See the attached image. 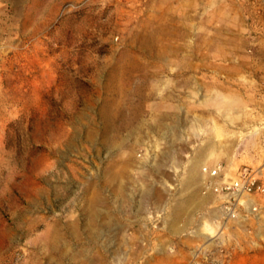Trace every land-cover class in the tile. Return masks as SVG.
<instances>
[{
    "label": "rangeland",
    "instance_id": "374dc122",
    "mask_svg": "<svg viewBox=\"0 0 264 264\" xmlns=\"http://www.w3.org/2000/svg\"><path fill=\"white\" fill-rule=\"evenodd\" d=\"M263 79L264 0H0V264H264L202 174Z\"/></svg>",
    "mask_w": 264,
    "mask_h": 264
},
{
    "label": "built area",
    "instance_id": "2783aa9c",
    "mask_svg": "<svg viewBox=\"0 0 264 264\" xmlns=\"http://www.w3.org/2000/svg\"><path fill=\"white\" fill-rule=\"evenodd\" d=\"M222 163L202 166L205 185L220 197L222 209L236 216L238 211H258L257 199H264V175L252 165L238 168L234 176L227 179Z\"/></svg>",
    "mask_w": 264,
    "mask_h": 264
},
{
    "label": "crops",
    "instance_id": "0c3cea01",
    "mask_svg": "<svg viewBox=\"0 0 264 264\" xmlns=\"http://www.w3.org/2000/svg\"><path fill=\"white\" fill-rule=\"evenodd\" d=\"M199 68L200 67H198V71H200ZM190 69L191 68L189 66H186V67L183 66L181 69V72H189ZM212 70L214 72L219 71L216 68L210 69L209 71H212ZM236 100L237 101H233V102H236V103H250L251 102L252 105L257 104V101L261 102L262 107H261L260 114H261L262 123H263L260 129L261 131H254L251 135L252 136L251 139H247L243 142L232 144L230 149L225 150V151L219 148L218 143L214 142L215 153L211 155V157L208 156L204 163H208L209 165L210 164L215 165L217 163H225L227 166L230 165L232 167H236V166L239 167V166H242L243 164L252 165V166H261L263 169L262 172L264 175V79L261 82L260 96L256 98H252V100L250 101L243 102V101H239V99H236ZM216 101H217L216 99L213 102L211 101L202 102L201 101V103L204 104L203 108L201 107V110L205 111L206 105L213 104L214 110L216 111V109H218L217 107H215V105L217 104ZM249 143L253 145L249 147L248 149H244L245 144L250 145ZM212 200L213 202L214 201L216 202L220 200V197L216 194H213Z\"/></svg>",
    "mask_w": 264,
    "mask_h": 264
},
{
    "label": "bare ground",
    "instance_id": "6f19581e",
    "mask_svg": "<svg viewBox=\"0 0 264 264\" xmlns=\"http://www.w3.org/2000/svg\"><path fill=\"white\" fill-rule=\"evenodd\" d=\"M58 239H59V238H58ZM60 241H61V240H60ZM57 242H58V241H57ZM57 244H58V243H57ZM64 255H67L66 252H63V256H64Z\"/></svg>",
    "mask_w": 264,
    "mask_h": 264
}]
</instances>
